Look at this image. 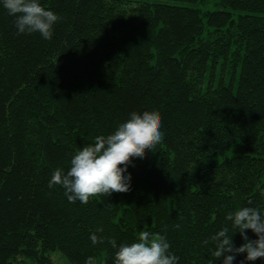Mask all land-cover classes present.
I'll use <instances>...</instances> for the list:
<instances>
[{"label": "trees", "instance_id": "1", "mask_svg": "<svg viewBox=\"0 0 264 264\" xmlns=\"http://www.w3.org/2000/svg\"><path fill=\"white\" fill-rule=\"evenodd\" d=\"M206 2L40 0L61 17L46 40L17 34L0 0V264H114L141 231L178 264H223L211 236L227 213L264 215V0ZM153 110L164 140L128 166L130 191L85 205L49 188L96 136Z\"/></svg>", "mask_w": 264, "mask_h": 264}, {"label": "clouds", "instance_id": "2", "mask_svg": "<svg viewBox=\"0 0 264 264\" xmlns=\"http://www.w3.org/2000/svg\"><path fill=\"white\" fill-rule=\"evenodd\" d=\"M3 8L14 17L17 34L38 33L46 40L52 39L53 26L61 19L54 11L42 6L40 0H3ZM161 129L159 111L130 113L113 133L98 135L93 143L78 150L66 173L62 168H56L48 182L49 188L59 185L69 202L79 201L85 205L92 197L127 193L131 181L128 166H134V158L144 159L147 151L155 153L164 140ZM225 219L231 222V229L225 226L211 236L214 245L211 256L215 260L223 257V264H233L238 255L245 253L240 264L264 259V215L261 211L255 207H240L227 213ZM246 230H251L257 238L249 239ZM96 231L103 232V228ZM237 232L244 241L239 247L233 241ZM90 240L93 245L104 243V238L95 233L90 235ZM209 242L206 239L203 244ZM108 243L117 249L115 239ZM178 261L179 257L170 252L167 238L150 231H141L134 242L119 245L114 255V264H178ZM85 264H95L94 257L89 256Z\"/></svg>", "mask_w": 264, "mask_h": 264}, {"label": "rangeland", "instance_id": "3", "mask_svg": "<svg viewBox=\"0 0 264 264\" xmlns=\"http://www.w3.org/2000/svg\"><path fill=\"white\" fill-rule=\"evenodd\" d=\"M137 2H141V1H148V2H153V1H162L164 2V0H135ZM169 3H174L172 1H169ZM217 4H216V0H208V2L206 3H203V4H199L198 5V8L205 11V10H214V9H217ZM220 77V74L217 76V79ZM230 79V78H229ZM52 259L54 261V264H67L66 262L64 261H61L62 260V257L60 255V253H53L52 254ZM25 264V263H24ZM27 264V263H26Z\"/></svg>", "mask_w": 264, "mask_h": 264}]
</instances>
